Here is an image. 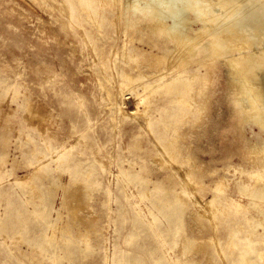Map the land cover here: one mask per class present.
Returning a JSON list of instances; mask_svg holds the SVG:
<instances>
[{
	"label": "rangeland",
	"instance_id": "obj_1",
	"mask_svg": "<svg viewBox=\"0 0 264 264\" xmlns=\"http://www.w3.org/2000/svg\"><path fill=\"white\" fill-rule=\"evenodd\" d=\"M84 7L71 16L60 0H0V264H233L229 222L246 213L233 205L243 198L235 169L260 159L251 147L264 133L238 114L224 57L206 62L189 113L173 116L175 94L149 90L142 116L140 83L122 94L120 71L169 81L173 62H154L150 38L174 43L146 22L125 32L119 8L100 7L98 24ZM60 153L71 160L57 165ZM228 194L234 202H222Z\"/></svg>",
	"mask_w": 264,
	"mask_h": 264
},
{
	"label": "bare ground",
	"instance_id": "obj_2",
	"mask_svg": "<svg viewBox=\"0 0 264 264\" xmlns=\"http://www.w3.org/2000/svg\"><path fill=\"white\" fill-rule=\"evenodd\" d=\"M60 1L61 3L69 4L71 8L68 12L71 16H76L75 11L79 4L85 5L84 10L86 11L88 17L91 21L93 20L98 24L107 19L106 12H101L100 7L113 6L116 9L119 8V18L116 16V19L123 23L125 32L128 29L142 26L143 23L146 22L151 31L155 32L158 36L169 39L174 43L173 47H169L167 44H159L155 38H150V42L152 43L150 56L153 58L154 62H173L168 69V72H173V76L169 81L163 83L165 77H160L158 80L155 79V81H148L150 76L143 73H140L137 78H133L130 74H127V72L120 71V76L127 78V82L121 84L122 94L125 92H132L133 85L136 87V81H139L140 84H137V86L143 90V94L138 92L136 94L139 100V103L137 104L138 114L143 116L148 113V98L151 95L146 96V93L148 92L149 94V90H152L153 93L163 90L166 94H175L172 95V98L167 99V103L176 105V110L173 116H180V114L189 113L190 109H192V107L195 108V105L198 104L193 97L189 96L192 91L197 90V88L193 85L195 80L202 74V70L206 66V62L211 60V57L223 56L224 60L222 63L224 66L228 65L231 97L233 103L237 107L238 114L257 124L260 127V130L264 133V0ZM224 7L230 9V12L228 13V17H225L219 23L217 22L218 17H220L218 12H220ZM199 22L202 27L200 29H193V25L191 26V24ZM123 38H125V36ZM204 40L205 42H203ZM129 41V43H132V40ZM138 41L141 43H147L144 41L143 36H141ZM124 43L126 51L125 58L129 61L135 59L136 55L133 51L128 50V42ZM155 49L157 50V53H155ZM174 56L177 57L173 58ZM188 65H192L196 68L195 74L186 73L185 70ZM207 73L208 71L205 72V74ZM141 106L145 107L142 111L139 109ZM27 109L29 110V108ZM29 113L30 115H28L32 118L33 112L30 110ZM146 121L148 122V115ZM263 136L258 139L256 146L251 147L252 156L254 154L261 155L260 159L255 161L253 160L254 163L252 164L251 170L235 169L242 174L240 178L236 179L237 181L235 183L237 186V192L243 198L233 205L237 209H245L246 213H243V215L237 219L233 217V219L229 222L231 223L233 221V226L229 230V234L233 237L232 240L230 239L232 247H239L240 249L239 254L234 257L233 264L264 263ZM165 140V144H163V147L161 146L162 149L164 148L163 150H165V155L166 153L169 155L175 154L178 149L176 138H166ZM55 157L57 165L58 163L62 164V162H66L67 164V162L71 160L62 153L57 154ZM73 168L77 169L78 172L79 164L74 165ZM257 168H260L261 171ZM37 169L38 171L41 170L39 168ZM78 180L81 181L80 179ZM24 183L26 184V182H21V184ZM223 184L226 183L223 181L219 185V189L223 187ZM31 190H34V188ZM244 196L247 199L245 204H243ZM215 199L216 198L214 197L209 203L213 204ZM221 200L222 202H234L231 201L230 194ZM162 207L169 209L170 206L167 205ZM222 211L225 212L224 207L222 208ZM170 213L166 212L165 214L167 217L173 216ZM242 228H248V231L245 235L238 236V231L236 229ZM19 232V235H22L24 232V226H22V229H20ZM55 235L56 234L54 233V236ZM236 236H238V239L235 242ZM53 241L54 237L49 239L50 243Z\"/></svg>",
	"mask_w": 264,
	"mask_h": 264
}]
</instances>
